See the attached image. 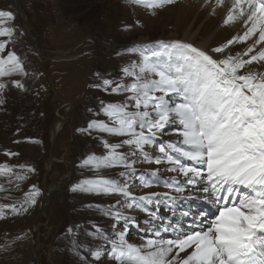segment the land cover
Instances as JSON below:
<instances>
[{
    "label": "snow or ice",
    "instance_id": "snow-or-ice-1",
    "mask_svg": "<svg viewBox=\"0 0 264 264\" xmlns=\"http://www.w3.org/2000/svg\"><path fill=\"white\" fill-rule=\"evenodd\" d=\"M135 3L155 14L175 0ZM10 21L14 12L0 10V104L6 81L23 87L13 77L26 74L10 50L16 32L7 26ZM231 23H240L243 33L215 48L159 41L131 49L138 55L119 80L97 74L94 87L121 99L101 100L97 116L104 118L79 131L118 142L98 135L103 154H91L80 164L93 177L73 184L71 191L122 198L104 208L115 221L112 233L95 226L91 233L110 245L113 264H264V0H231L223 24ZM249 40L232 54L233 45ZM114 168L123 169L117 178L105 174ZM27 172L34 169L0 165V175L14 178L17 189ZM133 178L143 188L167 191L136 195ZM38 196L33 185L18 204L0 205V215L6 209L27 212ZM122 207L148 217L136 242L128 229L137 219ZM89 254L99 261L103 251L89 249Z\"/></svg>",
    "mask_w": 264,
    "mask_h": 264
},
{
    "label": "rangeland",
    "instance_id": "rangeland-1",
    "mask_svg": "<svg viewBox=\"0 0 264 264\" xmlns=\"http://www.w3.org/2000/svg\"><path fill=\"white\" fill-rule=\"evenodd\" d=\"M203 2L208 6L207 14L214 10L210 1ZM2 6L0 10L15 14V21L9 22L16 28L10 50L19 55L26 74L17 78L23 87L6 81L8 87L2 94L0 165H25L34 172H27L19 189L14 178L1 175L0 205L18 204L33 185L39 196L27 212L15 214L6 209L0 215V221L19 215L27 218L25 222L11 220L0 229V264H85L82 257L87 264L112 261L110 245L91 233L95 227L112 233L115 221L105 215L104 208L122 198L71 191L73 184L93 177L90 170L80 167L81 161L104 152L101 142L79 131L96 117L103 100L97 93H104L94 87L97 74L117 80L122 69L136 59L133 48L159 41H190L180 34L171 37V25L153 23L152 27L145 19L148 10L135 0H5ZM56 122L61 125L51 146ZM31 142L37 147L35 156L28 150ZM120 171L123 169H108L105 174L117 178ZM132 184H137L132 191L140 192L139 181L133 178ZM120 210L136 219L141 217L142 225L148 219L139 209ZM140 225H131L130 235L142 237ZM97 248L103 251L99 261L89 254V249Z\"/></svg>",
    "mask_w": 264,
    "mask_h": 264
},
{
    "label": "bare ground",
    "instance_id": "bare-ground-1",
    "mask_svg": "<svg viewBox=\"0 0 264 264\" xmlns=\"http://www.w3.org/2000/svg\"><path fill=\"white\" fill-rule=\"evenodd\" d=\"M203 1H206V0H175L174 4L167 5L163 9L157 10L155 14H152L151 12L148 11L147 12L148 14H146L145 19L147 20L149 24H152V27L155 26L154 24H157V23H162V24L164 23L165 27L170 26V25L173 26L174 31L170 33L171 37L172 36L177 37V35L180 34L185 39L193 43L195 46H200V48L202 47V49L204 48L205 50L215 48L216 46L222 43H225L233 35H241L243 33L244 28L240 23H231L227 26L223 24V20L226 18V15H227V7H230L231 0H222V3L219 5L217 4V0H208L215 6L213 8L214 10H212L211 12L209 11L210 12L209 14H207L208 6H206V4ZM4 2L5 0H0V7H3L2 5H4ZM7 26H9V23ZM251 42L252 41L249 40L248 42L242 45H233L232 54H235V52L237 51H243L244 48L247 46V44H250ZM21 76H22L21 74H17L14 78L17 79ZM121 76L122 74L117 80H119ZM97 94L102 96L103 100H105L106 102L110 100L121 99V97L119 96H107L105 94L101 95L102 93L100 94L99 92ZM100 116H102V119L104 118L103 114H100L98 117L96 113V117L94 119L100 118ZM60 125L61 124H58L57 128H60ZM98 135H103L105 138L109 139L110 142H118V138L107 137L106 134H97L95 131H93L91 136L88 135L89 136L88 138H92L94 142L96 141L101 142V140L98 138ZM28 150H29V153H31V156L32 154L33 156L36 155L37 147L34 144V142L29 143ZM136 166L140 167V164H136ZM144 167L152 168L154 167V165L145 164ZM17 171H21V169L18 168ZM169 175H173V174L170 173ZM141 187L142 186H140V192L138 191L136 194L143 195L144 193L149 192V191H167V189L163 187H159V188L156 186H153L151 188H143V187L141 188ZM74 197H77L79 200H81V196L77 194L74 195ZM141 215L142 216L146 215V213H142ZM26 219L27 218H25L24 216L19 215L10 220L0 221V229L3 228L6 224H8V222H10L11 220H16L15 222H21V221L25 222ZM141 222H142L141 217L137 218V224L142 225ZM128 230H129L128 236L132 238V242H136L140 240L141 237L134 236V234L130 235L131 233L130 228ZM102 263L103 264L105 263L113 264L112 261L108 262L107 260L103 261Z\"/></svg>",
    "mask_w": 264,
    "mask_h": 264
},
{
    "label": "water",
    "instance_id": "water-1",
    "mask_svg": "<svg viewBox=\"0 0 264 264\" xmlns=\"http://www.w3.org/2000/svg\"><path fill=\"white\" fill-rule=\"evenodd\" d=\"M17 6H18V8L21 10V8L19 7V4H18V3H17ZM21 11H22V10H21ZM64 120H65V118L62 119L61 122H63ZM57 125H58V122H56V123L52 126L51 145L54 144V141H55L56 135H57V133H58V129H59V128H57ZM69 162H70V161H69Z\"/></svg>",
    "mask_w": 264,
    "mask_h": 264
}]
</instances>
